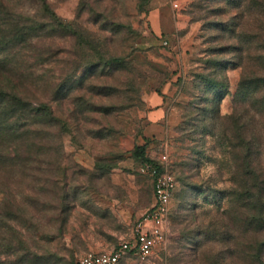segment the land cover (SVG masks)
Segmentation results:
<instances>
[{"label": "rangeland", "instance_id": "1", "mask_svg": "<svg viewBox=\"0 0 264 264\" xmlns=\"http://www.w3.org/2000/svg\"><path fill=\"white\" fill-rule=\"evenodd\" d=\"M42 1L0 0V89L54 117L0 136V264H77L129 237L152 202L139 145L176 185L165 248L121 264H264V0H45L66 29Z\"/></svg>", "mask_w": 264, "mask_h": 264}, {"label": "built area", "instance_id": "2", "mask_svg": "<svg viewBox=\"0 0 264 264\" xmlns=\"http://www.w3.org/2000/svg\"><path fill=\"white\" fill-rule=\"evenodd\" d=\"M160 159L164 162L166 156L162 155ZM141 170L152 181V202L133 223L130 236L121 239L108 250L84 252L78 257L77 264H121L129 257L144 261L165 248L166 223L176 180L158 162H143Z\"/></svg>", "mask_w": 264, "mask_h": 264}, {"label": "trees", "instance_id": "3", "mask_svg": "<svg viewBox=\"0 0 264 264\" xmlns=\"http://www.w3.org/2000/svg\"><path fill=\"white\" fill-rule=\"evenodd\" d=\"M42 11L49 19V24L55 25L59 28H68L67 24H64L58 16L50 9L49 5L45 0L41 3ZM43 23L39 24H31L27 26L26 30H22L21 32H17L14 37L17 40L22 41L25 38V34H30L29 32H34L43 27ZM123 62V58L120 56H109L107 59L100 62L105 66H113L119 65ZM208 60L205 61L207 64ZM95 65V64H94ZM99 64H96L98 66ZM218 66V62L216 60L210 61L209 66ZM95 66V67H96ZM205 79L207 78V74L204 75ZM209 80V79H208ZM214 87L219 85V80L216 78H212L210 80ZM215 94L219 95L216 101L217 103L222 98L223 92H219L217 88H214ZM217 97V96H216ZM52 110L47 103L38 102L33 103L22 98L17 93L12 90H3L0 89V136H6L10 139L17 138L20 134L25 135L26 132L30 131L31 125L39 122H48L53 120ZM43 120V121H42ZM227 141H229V137H225ZM145 145L136 146L133 150V154L136 157H139L141 163L150 162L152 164H157V162L153 159L145 156L144 153Z\"/></svg>", "mask_w": 264, "mask_h": 264}, {"label": "crops", "instance_id": "4", "mask_svg": "<svg viewBox=\"0 0 264 264\" xmlns=\"http://www.w3.org/2000/svg\"><path fill=\"white\" fill-rule=\"evenodd\" d=\"M149 18L151 20L152 27L158 30H162V27L165 28V26H170L173 23L177 24L175 20L172 21L170 17L168 18V14L162 13L159 10H156V11L152 10L149 13ZM148 102L150 104V111L148 114V118L150 119V121L154 123L157 120L163 118L165 112L163 108L161 107L162 97L159 96L158 94H151L148 97Z\"/></svg>", "mask_w": 264, "mask_h": 264}]
</instances>
